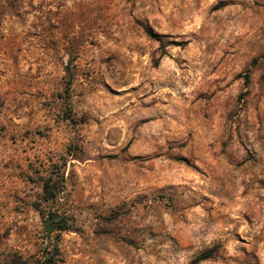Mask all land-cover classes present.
Returning <instances> with one entry per match:
<instances>
[{"label": "rangeland", "instance_id": "obj_1", "mask_svg": "<svg viewBox=\"0 0 264 264\" xmlns=\"http://www.w3.org/2000/svg\"><path fill=\"white\" fill-rule=\"evenodd\" d=\"M54 208L59 264H264V0H0V264Z\"/></svg>", "mask_w": 264, "mask_h": 264}, {"label": "trees", "instance_id": "obj_2", "mask_svg": "<svg viewBox=\"0 0 264 264\" xmlns=\"http://www.w3.org/2000/svg\"><path fill=\"white\" fill-rule=\"evenodd\" d=\"M145 32L152 38H156L153 29L147 25H143ZM157 39V38H156ZM159 40V39H158ZM63 178L59 173L50 175L43 180V201L54 203L63 191ZM43 214L44 232L46 235V246L43 249V259L38 264H59L62 262L60 256V248L58 242L62 238V233L69 229V218L59 212L58 208L44 211ZM215 253V248L208 249L197 255L190 264H199L202 260L211 258Z\"/></svg>", "mask_w": 264, "mask_h": 264}]
</instances>
